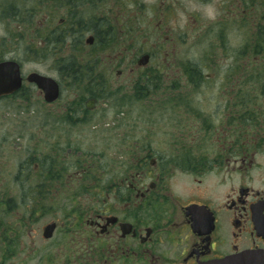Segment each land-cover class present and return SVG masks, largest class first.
I'll return each mask as SVG.
<instances>
[{
	"label": "flooded vegetation",
	"instance_id": "obj_1",
	"mask_svg": "<svg viewBox=\"0 0 264 264\" xmlns=\"http://www.w3.org/2000/svg\"><path fill=\"white\" fill-rule=\"evenodd\" d=\"M212 1L0 0V105L19 128L0 161V264L264 253V65L241 56L257 20L245 0L223 1L216 29L183 12ZM190 36L199 60L178 54Z\"/></svg>",
	"mask_w": 264,
	"mask_h": 264
},
{
	"label": "rangeland",
	"instance_id": "obj_2",
	"mask_svg": "<svg viewBox=\"0 0 264 264\" xmlns=\"http://www.w3.org/2000/svg\"><path fill=\"white\" fill-rule=\"evenodd\" d=\"M223 1H226V0H213L211 3L204 4V5L192 3V4H189V8H187L186 10H183V12L187 18H190V20L192 21L196 19L202 20L204 21L203 22L204 25L207 24V27H209V29H216L217 22H213L216 18H219V17L231 18L230 15H227V10H222L219 7ZM259 9L260 7L259 8L255 7V10H254L255 17H261ZM131 11L129 10V13L135 16V11L133 9ZM230 12L232 11L230 10ZM149 16L152 17V14H150ZM177 16L180 17L181 20L178 21L176 24H174V27L177 29L178 33H180L182 32V28L184 27V22L182 20H185V17L182 15L181 11L177 12ZM190 24L191 26L194 25L193 23H190ZM189 33L193 34L192 31H190ZM227 33L229 34L230 39H232L231 43L237 40L235 34H238L239 42L241 45H243L245 38H246L245 36L246 31L243 30L241 26H240V31L239 30L234 31L233 26H229ZM188 40L189 42L186 47H184L183 49L178 47V50L183 51V53H178V54L184 55L188 59L199 60L201 54L205 52V43L203 44L202 41L199 40L198 44L194 42L190 44L191 36L188 38ZM31 65L33 67H40L39 65H36L34 63H32ZM219 79L220 78H217L214 83L220 82ZM216 92H217V89H211L208 91V95L207 96L204 95V96L208 98L217 97L218 94H216ZM13 115H14V112L12 111L10 107L6 105H0V161L8 160V157L12 155L10 151L12 147L11 146L12 141L14 140L13 131L15 129H19V128H15L14 126V120L16 119L14 118ZM5 138L8 140V143L6 142V144H2L1 142Z\"/></svg>",
	"mask_w": 264,
	"mask_h": 264
},
{
	"label": "trees",
	"instance_id": "obj_3",
	"mask_svg": "<svg viewBox=\"0 0 264 264\" xmlns=\"http://www.w3.org/2000/svg\"><path fill=\"white\" fill-rule=\"evenodd\" d=\"M245 1L247 4L246 10L252 9V11H250L252 13L251 15L257 21H256L255 28L252 26V28H254L256 32L255 31L253 32V34L251 35L250 42H248L249 45L251 43L250 45L251 52L253 53H250V50L248 51V53H243V52H246V50L249 48L247 47L245 48V51H242L241 56L243 59L246 56L255 55L257 56L258 61L256 62L253 61V64L254 65H264V0H245ZM255 7L256 8L260 7L259 11H260L261 17H255V14H254Z\"/></svg>",
	"mask_w": 264,
	"mask_h": 264
},
{
	"label": "water",
	"instance_id": "obj_4",
	"mask_svg": "<svg viewBox=\"0 0 264 264\" xmlns=\"http://www.w3.org/2000/svg\"><path fill=\"white\" fill-rule=\"evenodd\" d=\"M11 66H13V64H0V77H2V74H7V69L13 73L9 68ZM11 89V85L0 82V94L11 92ZM214 264H264V253L259 251H245L240 254L224 258Z\"/></svg>",
	"mask_w": 264,
	"mask_h": 264
}]
</instances>
